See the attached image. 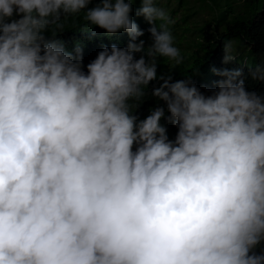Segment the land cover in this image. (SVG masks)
Segmentation results:
<instances>
[{"label":"clouds","instance_id":"9594fccd","mask_svg":"<svg viewBox=\"0 0 264 264\" xmlns=\"http://www.w3.org/2000/svg\"><path fill=\"white\" fill-rule=\"evenodd\" d=\"M93 2L0 0V264H264V95L240 68H213L209 95L158 76V58L185 59L159 0L136 10L147 48L135 0ZM82 11L130 37L86 71L82 46L57 38ZM157 80L164 105L140 119Z\"/></svg>","mask_w":264,"mask_h":264},{"label":"trees","instance_id":"16d2710c","mask_svg":"<svg viewBox=\"0 0 264 264\" xmlns=\"http://www.w3.org/2000/svg\"><path fill=\"white\" fill-rule=\"evenodd\" d=\"M174 1L178 8H183L184 10L182 21L185 28L193 29L197 34V40L195 41L197 50L190 54H184L181 51V55L185 59L179 66H175L174 61L172 62L166 57L158 58V76L164 75L167 77L171 75L173 81L191 77L197 87L204 94L209 95L216 89V82L223 79V77L216 75L212 71L213 68H227L229 70L240 68L245 76L246 90L256 91L258 94L264 95V81L254 80L251 76V72L255 71L257 66L264 68V0ZM95 6V0L92 4L88 5L89 8ZM141 6L140 0H135L131 15L144 32L142 37L137 38V42L140 39L145 40L147 48L151 44V33L148 31L151 25L143 16L136 15V10ZM156 6L163 8L165 5H161L159 0ZM199 7L209 9L211 15L208 19L203 18V22L194 24V21L191 20V15L200 9ZM171 13L174 14L175 12ZM172 14H169V16L174 19ZM84 16L85 13L82 11L75 16H69L66 20H63L65 31L58 34L57 38L65 43V47L69 51H74L77 44L82 46L83 63L86 71V65L95 59L103 47H110L112 44L126 47L130 37L124 31L108 34L98 26L88 28L89 25L85 21ZM175 21L174 24L169 25L172 34L180 26L177 23L178 19ZM162 23L164 22H156L157 26ZM189 23H193L194 26L192 27ZM234 40H236V44L246 47L247 55H235L236 59L226 64L223 62L225 55L224 44ZM140 55L142 53L135 54L136 58H139ZM160 83L162 81L159 80L150 83L144 103L135 110V114L140 119L149 115L150 111L156 106L164 105L163 101H158L157 98L151 95V88L159 86ZM165 114L166 116L170 115L167 113L166 106ZM161 123L166 124L169 139L174 140L178 131L177 127L163 119ZM261 250H264V245L256 249L258 253Z\"/></svg>","mask_w":264,"mask_h":264},{"label":"rangeland","instance_id":"374dc122","mask_svg":"<svg viewBox=\"0 0 264 264\" xmlns=\"http://www.w3.org/2000/svg\"><path fill=\"white\" fill-rule=\"evenodd\" d=\"M161 5H165L163 9L168 11V13L171 15V12H175L172 14L174 16V19H178L177 23L180 25L175 29V32L173 33L175 37L174 44L176 47H178L184 54H190L197 50L195 41L197 40V34L195 30L193 29H186L184 22L182 21L183 16V8H178L177 4L174 0H160ZM193 15H191V20L195 23L203 22V18L208 19L211 15V11L204 7H199ZM176 22V21H175ZM192 27L194 26L193 23H189ZM236 40L231 41L233 43V54L234 55H241L246 56L247 51L245 46H241V44H236ZM248 50V47H247ZM246 51V52H245ZM173 62V61H172Z\"/></svg>","mask_w":264,"mask_h":264}]
</instances>
